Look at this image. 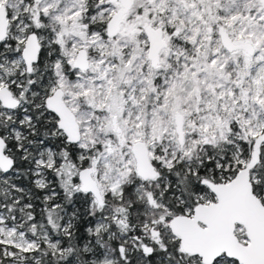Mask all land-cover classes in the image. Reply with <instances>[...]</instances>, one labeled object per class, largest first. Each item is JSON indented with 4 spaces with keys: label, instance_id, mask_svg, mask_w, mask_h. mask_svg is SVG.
<instances>
[{
    "label": "snow or ice",
    "instance_id": "snow-or-ice-1",
    "mask_svg": "<svg viewBox=\"0 0 264 264\" xmlns=\"http://www.w3.org/2000/svg\"><path fill=\"white\" fill-rule=\"evenodd\" d=\"M0 264H264V0H0Z\"/></svg>",
    "mask_w": 264,
    "mask_h": 264
}]
</instances>
